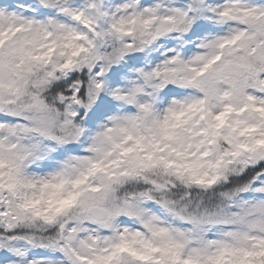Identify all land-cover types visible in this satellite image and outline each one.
<instances>
[{"label":"snow or ice","instance_id":"6c2138e0","mask_svg":"<svg viewBox=\"0 0 264 264\" xmlns=\"http://www.w3.org/2000/svg\"><path fill=\"white\" fill-rule=\"evenodd\" d=\"M0 264H264V0H0Z\"/></svg>","mask_w":264,"mask_h":264}]
</instances>
